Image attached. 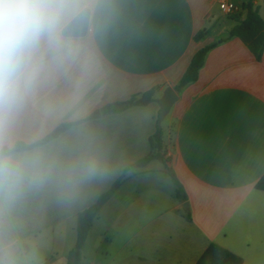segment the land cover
I'll use <instances>...</instances> for the list:
<instances>
[{
  "label": "crops",
  "instance_id": "0c3cea01",
  "mask_svg": "<svg viewBox=\"0 0 264 264\" xmlns=\"http://www.w3.org/2000/svg\"><path fill=\"white\" fill-rule=\"evenodd\" d=\"M61 2L62 23L42 49L35 87L3 131L5 148L70 127L15 153L38 156L48 178L0 193V264H67L78 214L130 165L158 153L187 202L160 160L131 169L95 220L82 264H196L212 243L243 264H264V191L256 189L264 176V54L258 61L230 38L247 4L264 20V0H232L241 12L231 17L218 0ZM85 9L86 37H63ZM222 40L198 79L180 86L194 54ZM149 91L146 106L103 113ZM95 111L101 116L90 119ZM92 162L96 172L85 176Z\"/></svg>",
  "mask_w": 264,
  "mask_h": 264
},
{
  "label": "clouds",
  "instance_id": "9594fccd",
  "mask_svg": "<svg viewBox=\"0 0 264 264\" xmlns=\"http://www.w3.org/2000/svg\"><path fill=\"white\" fill-rule=\"evenodd\" d=\"M65 7L61 0H0V193L48 178L38 156L5 150L3 131L35 87L42 49L51 44ZM95 172V162L84 168L85 176Z\"/></svg>",
  "mask_w": 264,
  "mask_h": 264
},
{
  "label": "trees",
  "instance_id": "16d2710c",
  "mask_svg": "<svg viewBox=\"0 0 264 264\" xmlns=\"http://www.w3.org/2000/svg\"><path fill=\"white\" fill-rule=\"evenodd\" d=\"M244 10L246 11L245 17L243 19L237 17L238 24L231 30L230 38H239L248 47L256 59L260 61L264 54V20L260 16L259 10L254 9L252 3L247 4L244 7ZM199 37H196V39H199ZM224 41L225 40H222L218 43L207 45L194 54L187 70L182 77L180 86L193 83L198 79L199 73L205 64V59L208 52ZM152 97L153 91H149L144 93L140 99H138L137 96H134L129 101L108 105L103 109V113H118L133 106H146L152 101ZM69 127L70 125H63L55 130L51 135L46 137L43 141L33 145L17 143L13 148H11V152L15 154L47 143L50 140L56 138ZM156 140H158V137ZM5 150H8V148H5ZM153 159H158L166 165L168 174L175 184L177 198L182 202H187V195L182 189L175 171L171 166H169L170 160L165 159L163 155L158 153L156 155H149L137 161L136 163L130 165L123 175L111 186V188L107 192L103 193L93 205L78 214L77 243L68 255L67 264H81L82 249L87 241L89 232L95 220L98 218L105 204L112 198L115 192L127 179V173L131 169L145 168ZM256 189L264 191V176L256 184ZM196 264H243V260L241 257L233 254L224 247L212 243L208 246Z\"/></svg>",
  "mask_w": 264,
  "mask_h": 264
},
{
  "label": "water",
  "instance_id": "95a60500",
  "mask_svg": "<svg viewBox=\"0 0 264 264\" xmlns=\"http://www.w3.org/2000/svg\"><path fill=\"white\" fill-rule=\"evenodd\" d=\"M91 11L83 10L75 19H73L62 31V36L65 38H84L88 34L90 24ZM173 97L170 96L166 102L163 101L162 113L166 112L172 105ZM101 116L100 111H95L90 119H97ZM186 203L184 207H187Z\"/></svg>",
  "mask_w": 264,
  "mask_h": 264
},
{
  "label": "built area",
  "instance_id": "2783aa9c",
  "mask_svg": "<svg viewBox=\"0 0 264 264\" xmlns=\"http://www.w3.org/2000/svg\"><path fill=\"white\" fill-rule=\"evenodd\" d=\"M218 8L224 16H234L241 12V9L232 0H218Z\"/></svg>",
  "mask_w": 264,
  "mask_h": 264
},
{
  "label": "rangeland",
  "instance_id": "374dc122",
  "mask_svg": "<svg viewBox=\"0 0 264 264\" xmlns=\"http://www.w3.org/2000/svg\"><path fill=\"white\" fill-rule=\"evenodd\" d=\"M165 125V124H164ZM81 264L84 263V256L82 255V260H81Z\"/></svg>",
  "mask_w": 264,
  "mask_h": 264
}]
</instances>
